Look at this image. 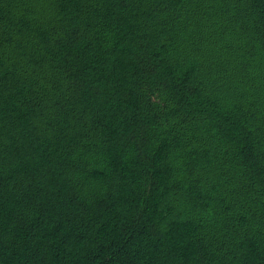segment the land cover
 I'll use <instances>...</instances> for the list:
<instances>
[{
  "label": "trees",
  "instance_id": "obj_1",
  "mask_svg": "<svg viewBox=\"0 0 264 264\" xmlns=\"http://www.w3.org/2000/svg\"><path fill=\"white\" fill-rule=\"evenodd\" d=\"M0 264H264V0H0Z\"/></svg>",
  "mask_w": 264,
  "mask_h": 264
}]
</instances>
